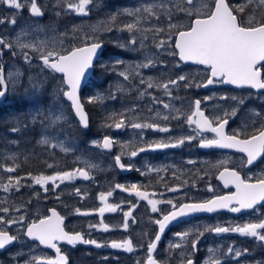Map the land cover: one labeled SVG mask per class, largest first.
Returning <instances> with one entry per match:
<instances>
[{"label":"snow or ice","instance_id":"obj_1","mask_svg":"<svg viewBox=\"0 0 264 264\" xmlns=\"http://www.w3.org/2000/svg\"><path fill=\"white\" fill-rule=\"evenodd\" d=\"M9 7L15 9H22L28 7L29 14L34 17H41L44 15L41 6L38 5L37 0H3ZM94 4V0H55L54 7L59 9L56 11V15L59 16L61 12H74L77 15L87 16L89 14L90 6ZM147 14L143 16L142 14ZM175 13H182L184 16L190 19V23L187 25H181L173 23L175 19ZM126 14L131 17H135L133 23H128L123 26L121 30L126 29L128 32L133 33L134 30L140 32L141 37L139 40L141 48H143L144 40L147 39L146 32H152L153 37L157 34L165 32L164 28L153 26L151 29H140L138 27L141 19H148L150 16L160 19L161 14L167 17V32L168 40L161 39L155 46L157 49L164 48L173 36H175V49L178 50V55L181 61L189 62L193 61L200 65L208 66L211 71L206 81L202 84H196V87H207L214 83H227L236 86H250L253 89L264 90V72L261 70V62H264V0H243L242 3L232 5L228 0H212L211 5L204 2V0H171L165 2L160 0L159 3L146 4L142 7L135 9L125 8L122 11H118L111 15V22H115L118 15ZM247 17V19H245ZM4 19H0V24L4 23ZM13 25L16 23L15 17L9 21ZM101 30V26H92L91 31L93 35L87 33L83 36L82 46L71 45L68 48H53L45 51L47 44L41 42L38 47L36 44H26L21 41L23 31L18 35L15 41H7L3 37H0V56L3 55L4 50L12 52L13 56L18 53L13 49H20V54L23 56L26 64H31L32 57L24 49H32L38 51V59L42 62L43 69L51 70L54 73L63 74L62 84H58L55 89L57 96L66 97L71 102V107L79 118V122L83 127L88 126L87 115L84 111V106L79 96V89L81 87L82 77H84L86 70L93 66L94 58L97 57L98 51L103 49V41L99 39L95 33ZM104 30L111 31V27H104ZM78 31L77 28L73 29V33ZM61 37L66 39L67 33H61ZM73 35V39H75ZM137 43L136 35H133L128 44L119 45L120 47H131V50H136L135 45ZM63 45V39L60 41ZM147 63H139L136 65H128L125 71L120 72L119 75L125 80H128L133 72H136L140 68H148L154 66L155 59L146 56ZM117 64H123V61H117ZM139 74L138 72L136 73ZM20 75L19 72L9 71L7 77L5 76V69L3 64H0V97L6 95L7 83ZM183 81L186 87H192L193 85L188 82V78L184 75L178 76L176 79H168L166 82H153L151 78L145 81L143 78L140 80L141 84L147 83L148 88L158 87L162 88L166 94L171 96V89L179 85ZM122 90V89H121ZM146 92H141L143 96ZM100 97H89L88 102L92 103ZM114 98V97H113ZM207 99V98H205ZM221 99H229L224 96ZM233 101H236L238 105L243 106L245 100L243 98L231 97ZM154 102L163 103V101L157 100L153 97ZM201 101L199 99L194 101V110L191 115L187 116L189 125L195 124L198 131L209 130L215 133V137L212 139H206L201 137L200 146L205 148H228L237 149L246 154L245 160L241 163L243 166H254L258 161L264 160V124H261L259 129H256L252 134H243L244 138H241L242 133L234 131L232 135H229L225 131V126L228 123L227 118L216 116L210 119L205 115L204 111L200 108ZM164 108H169V104H164ZM129 112L135 111V109L126 110ZM180 112L179 109H176ZM237 109H233L231 113H224V117L229 115L236 116ZM159 115V113H157ZM252 115L261 117L260 112L252 110ZM195 117V119H193ZM173 119H179V116L172 117ZM164 120H168V116L163 117ZM65 121V116L62 110H57L55 107L51 109L45 119V123L52 127ZM131 126L134 129L151 128L160 131H168L167 128H160L155 123H132L131 120L126 121L125 114H120L119 122L114 124L116 129H121L126 126ZM12 132L19 131L18 128L13 127ZM196 139L195 136L182 137L174 144H168L163 142H156L154 144H147L146 147H139L136 150L130 152L131 157H135L139 152L146 150L164 149L168 147H176L186 141H192ZM42 144H49L48 137H44L40 140ZM116 143L112 138L105 136L102 142L93 141L94 146L102 147L103 149H111L113 144ZM61 150L67 152L62 143L58 145ZM127 145H122L121 155L129 154L126 149ZM121 155L115 157V163L119 165L121 169L126 167L121 163ZM189 163H193L189 161ZM223 166L226 161L218 162ZM0 167H4L0 165ZM52 167V165H48ZM131 168L132 165H127ZM5 171L12 173L15 171V167H6ZM153 171V169H149ZM158 171V170H156ZM144 173H142L143 175ZM31 175V174H29ZM77 175L88 179L89 172L84 169L74 170L72 172H56L53 175H38L33 177L34 183L37 185H48L51 182L53 185L56 181H70ZM219 178L224 181L225 185L233 184L236 187V192L230 195L215 196L213 199L205 200L203 202H191L181 203L176 205L172 200L166 201L171 205L172 210L167 214H162V218L155 220L154 223L158 225L159 232L156 234L155 239L147 246L148 256L146 264H158L153 258L152 253L157 248L158 242L161 240V234L165 232L166 227L173 221H177L179 218L197 213V212H214L218 209H230L232 212H240L244 209H253L254 206L264 201V175L257 178L255 182L242 179L240 173L235 170H230L228 167H224V170L220 172ZM20 187V178H13L9 176L6 184H0L5 192L12 188L17 190ZM116 189H123L125 192H134L137 197H141L148 201L152 207L153 212H157V204L159 201L149 199V193L140 191L139 186L133 184L129 187H125L121 184L115 185ZM169 191H177L178 188H170ZM211 191V187H209ZM47 191V188H45ZM79 193V189H77ZM112 192L104 194L101 193V201H106L107 197H110ZM155 195V193H152ZM235 202L236 206L230 207ZM136 205H131L134 208ZM119 205H112L105 203L104 207L98 209L101 216L105 212H116ZM10 209L8 207L0 208V213L7 214ZM14 211L19 212V208H15ZM80 212L79 209L76 210ZM51 215L41 217L28 223L24 216H19L18 219L5 218V215H0V249H5L6 246L11 245L14 241L19 239L18 235H12L7 230V226L13 224H20L26 227L24 235L30 239L39 241L41 245H47L48 247L56 250L55 258L44 257H32L25 264H68V257L64 255L60 248L57 246V242L65 241L67 244L75 246L77 243H83L85 245H95L96 247L110 246L113 249H123L128 252H132L133 244L131 239L124 241H111L110 245H102L96 240L85 239L82 233H68L64 230L63 220L64 217L60 216L55 209L50 210ZM87 215L88 213H83ZM124 222L122 227L127 230L129 227V218L132 217V212H124ZM132 222L135 223V219L132 218ZM89 227H93L89 225ZM105 231L108 230L107 224L102 225ZM214 233H228L236 232L241 235L253 237L259 242L264 243V220H260L257 223H246L243 226L236 227H210L205 229ZM190 231L179 232L175 235L180 238L181 242H185L190 235ZM204 233L197 230V240ZM197 240H193L191 247L193 252L196 250ZM181 244L169 245V248H179ZM210 252L214 250H209ZM247 249H236L234 246H229L228 254L235 257H240L242 254H246ZM139 264V262H138ZM187 264H193L192 259H187ZM208 264H221L219 260L209 261ZM257 264H264V261H258Z\"/></svg>","mask_w":264,"mask_h":264},{"label":"trees","instance_id":"obj_2","mask_svg":"<svg viewBox=\"0 0 264 264\" xmlns=\"http://www.w3.org/2000/svg\"><path fill=\"white\" fill-rule=\"evenodd\" d=\"M152 1L156 0H94V8H91L84 24L78 22L77 18L73 19L72 16L64 15L63 12H61L59 16L54 12L53 14H49L48 18H43L44 21L52 25L77 28L82 32H85L84 30L87 28L85 24L88 26L91 23L99 21L100 25L103 24L102 27L107 26L112 28L111 31L105 30L106 32L104 31V33H99L97 35L105 44V48L101 60H99L94 67L91 81L81 93V101L88 115L87 129H83L80 126L79 122L73 116L69 104L64 102L62 95L61 100L66 108V114L64 115L65 121L55 127L45 123L46 116L53 107V101L48 100L52 98V95L55 93L56 86L62 84V78L53 74L48 69L45 73L51 74L52 78L45 83L36 99L29 98L24 94L22 87H17L14 94H11L6 100H3V102L0 101V165L4 166L0 167V183H7L9 176L20 178L19 189L17 190L15 188L10 195V197H12L11 201H13L12 205H16L15 203L30 205V203L34 202L39 203V205L43 203L42 205H45L46 210L50 207H55L68 218L66 224L67 230L71 232H82L87 238L96 240L98 243L102 240L101 236L95 230H92L89 225H91L90 223L92 220L97 218L96 213L98 212L96 211L102 207L103 203L109 201L108 197L106 201H101L100 199L101 193H108L107 181L111 179L118 181L121 176L116 170L107 171L106 167H108V165L110 167L111 165L108 160L110 154L106 153L102 147L94 146L93 141L98 139V142H100V139L107 135L112 136L119 133L114 127V124L119 122L120 114L122 113L125 114L126 121L131 120L132 123H162L164 121L162 120L164 117L163 113L159 112V115H157V113H153L150 109L154 103L153 97L157 100H161V88L155 86L148 88L147 83L141 84L140 80L143 78L147 81L148 78H151L155 82H160L161 79L165 78L167 81L168 79H176L179 74V70L176 69V64L179 63V61L176 58L173 48L175 36L165 44L164 48L157 49L155 46L161 39L168 40L167 17L161 14L159 20L154 16H150L148 19H141L138 25L140 29H151L153 26L165 29L164 33L157 34L155 38L152 32L149 31L145 33L147 39L144 40L145 46L143 48L148 53L159 54V59L157 60L158 67L150 71L143 68H140V70L137 69L136 72L130 75L128 80H125L119 75L120 72L126 69H122L123 64L116 63L118 60L126 64V62L140 59V53H137V46L140 44L139 40L141 34L135 30L133 33L128 32L126 29L121 30L124 25L133 23L136 19L135 17L121 14L117 16L115 22H111L110 17L112 14L122 11L125 8L135 9L152 3ZM208 1L210 4L212 3V0ZM165 2H169L170 4L171 1L165 0ZM228 2L235 5L242 3L243 0H228ZM45 4L48 5L49 2L47 3L45 1ZM54 9L56 11L59 10L56 7ZM142 15L146 16L147 14L145 13ZM245 19H247V17H245ZM172 22L187 25L190 23V19L175 13V19ZM133 35L137 37V43L134 46L136 50H131V47L119 46L128 44ZM78 39L81 40L82 38ZM81 44H83V40L77 42L75 46H80ZM170 53L172 54L171 57ZM162 62L165 63L166 70L160 67ZM168 63H171L173 68L169 69ZM187 67L190 68L191 66ZM33 68L34 67H31L30 70ZM137 72L139 73L138 75L136 74ZM159 76L162 78H157ZM196 80L197 79L189 80V83L193 85L192 87H186L185 83L181 81L175 89L171 90L172 96L177 99L174 104L175 109L178 107H182L183 110L189 109V104L191 106L195 100L199 99L201 88L195 86L197 84ZM226 90L229 91V89ZM221 91L223 93L226 92L224 89ZM141 92H146L147 94L141 96ZM89 97L100 98L89 103ZM250 106L257 107L260 112L264 109L263 105L256 101H252ZM129 109H135V111H126ZM244 113L242 117H245L246 112ZM172 115L175 117L177 114ZM167 123L171 125L176 132L182 129L178 119L169 118ZM261 124H263V121L256 123V126L259 127ZM126 126L128 125L126 124ZM13 127L18 128L19 131L12 132L11 129ZM250 131L251 130H248V132H244L243 134H248ZM145 132L146 137L155 136L156 133L147 129ZM243 134L242 136H244ZM44 136H51L54 139H65L67 144L66 148L69 150L65 152L59 149L55 144L54 146H50L49 144L40 143V140L44 138ZM142 138L144 137L142 136ZM141 144H143L141 138L139 140L137 139L127 144L128 147L126 151L131 152ZM121 146L120 144L114 143L113 153L116 154L121 152ZM194 147L195 146L190 144L189 146H184L180 150L171 148V150H168L170 154L173 155L171 159L159 158L158 156L162 157V154H158L157 150H153L156 155L154 158L150 159L149 162L154 163L157 161L163 164L168 163L172 166L175 165L176 167L183 166L188 158H194ZM195 149L199 151L197 148ZM199 152L202 153V151ZM166 153L168 154L167 151ZM167 154L166 158L168 156ZM80 158H88L93 164L98 165V168L91 173L94 178L92 183L86 184L84 182L86 185L85 189L82 186L76 187L75 183H66L62 188H58L57 191H51L49 189L46 193H42L38 186H32L33 177L41 174L53 175L56 172H69ZM48 165H52V167H48ZM204 166L207 168V172L211 174L207 175V172H205L198 183H205L206 179L215 176L216 172L212 170L211 162H205L203 165H200L196 171L190 172L194 181L196 180V175L203 174L205 171ZM6 167H15V171L9 173L4 170ZM181 175H183V173ZM205 176L206 178L204 179ZM150 181L152 184L149 188L156 190V188L153 187L155 183V181H153V176L150 177ZM176 182L182 185H185L186 182L188 185L192 183L190 178L185 176H182V179L179 178ZM77 189H79V193H77ZM109 199L112 200V197ZM122 201L124 202L123 197ZM12 205L10 204L11 208ZM77 209H79L80 212L74 214ZM83 213L88 214L84 215ZM31 216L35 218V213L33 211ZM31 216L26 215V218L29 219ZM150 229L151 231L149 232L147 244L152 240L155 234V223L151 224ZM247 241L249 242H245L244 247L247 248L248 252L251 253L253 257L260 255L263 258V247L257 243L254 244L251 240ZM146 246L143 252L147 250ZM103 249L105 248L90 246L77 247L76 249L67 248L66 250L70 258V264H138V262L139 264H143V259L138 260L128 254H119L114 251H105ZM9 252L10 251H5L0 253V264H25L26 261L23 258L17 255L12 256ZM246 261L248 262V260Z\"/></svg>","mask_w":264,"mask_h":264},{"label":"rangeland","instance_id":"obj_3","mask_svg":"<svg viewBox=\"0 0 264 264\" xmlns=\"http://www.w3.org/2000/svg\"><path fill=\"white\" fill-rule=\"evenodd\" d=\"M45 1L49 4L46 5ZM171 1V0H169ZM21 2H24V0H21ZM160 1H152V3H159ZM205 3L210 4L208 0H204ZM149 3V4H152ZM55 0H39L38 5L41 6L42 11L44 12V15L41 18L33 17L29 13L27 14V11L29 10L28 7H24L22 9H12V13L10 14L8 20L6 23L0 24V36L3 37L7 41H15L16 37L21 34L23 31V35L21 36V41L26 44H36L38 47L40 46V43L43 41L47 44V48L45 51L56 48L59 49L61 47L68 48L71 45H77V42H81L83 39L79 40L78 38H83V36L87 33L88 35H93L91 28L92 26H101V30L95 35H98L99 33H104V27L103 24L100 25L99 22L91 23L87 26L85 24V27H87L82 32L78 29V31L73 33V29L71 27H63L59 25H52L50 23H47L46 21L42 20L43 18H48L49 14H53L56 12L54 9ZM95 3L90 6L89 13L91 8H94ZM0 7H2V0H0ZM66 16H72V18H77L78 22L81 24H84L86 22L87 16L83 15H77L74 12H63ZM5 14L4 8L0 9V19H4L2 15ZM179 15H182L184 18L185 16L182 13H178ZM15 17L16 23L13 25L9 21L11 18ZM61 33H67V38L64 39L61 37ZM73 35H75V39H73ZM63 39V45L60 44V41ZM138 52L139 60H134L132 62H126L123 63L122 69H126L128 65H136L139 63H147V60L145 59L146 56L152 57L155 59L154 66H150L148 68H143L147 71H150L154 68H157V60L159 59V54L155 53H148L145 51L144 48H141L140 44H138ZM174 48V47H173ZM18 54L16 56L12 55V52L9 50H4L3 55L0 56V64H3L5 69V76L7 77V73L9 71L12 72H19L20 75L16 76V78L12 81H8L7 83V92L6 95L3 97H0V101L3 102V100H6L11 94L15 93V89L17 87H22V90L26 96L29 98L36 99L37 96L40 94L41 89L45 85L47 81L51 80V74L45 73L47 72V69H43L42 62L38 59L39 52L34 51L32 49H24V51H27L28 54L32 57L31 64H26L24 62L23 56L20 54V49H13ZM165 50V49H164ZM165 53V52H164ZM176 58H177V53ZM172 54L170 53V57ZM178 60V59H177ZM179 61V60H178ZM161 68L165 69V63L162 62L160 64ZM168 68H173V65L168 63ZM31 67H34L32 70H30ZM176 69L179 70L178 76L184 75L188 78V82L191 79H197V84H202L208 75L206 74V70L202 67H199L198 65H191L190 68L187 67V64H182L180 61L176 64ZM140 70V69H138ZM52 72V71H51ZM208 72V70H207ZM43 73V74H42ZM164 74V73H163ZM163 76V75H162ZM177 76V77H178ZM157 78H162L161 76ZM153 81V79H152ZM195 81V82H196ZM155 83V81H153ZM160 82H166L165 79H161ZM176 87H173L172 89H175ZM200 88V87H199ZM171 89V90H172ZM225 90L226 93H223L221 90ZM219 86L218 88L213 89H204L201 87V94L199 95V99L201 101L202 108L208 113V117L210 119L219 116L222 118H227L229 120V125L227 131L229 133H233L234 131L243 132L244 129L252 128L253 122L257 121L259 118L256 116H252L253 119H251L252 111L250 103L252 101H256L259 103H262V97H259V99H255L253 97V94L251 93H236L235 91L229 90L227 91L226 88H223ZM227 96L229 99H221V97ZM231 97H237L238 99L243 98L245 100V103L243 106L238 105L236 101H233ZM207 98V99H205ZM52 100V106L55 107L58 111L62 110L64 115L66 114V108L64 104L62 103L61 96H57L56 93L52 95V98H50L48 101ZM160 100V99H159ZM163 103H156L154 102L153 105L150 107L153 113H159L162 112L163 116H168L170 119L173 117L172 114H177L176 116H179L178 122L181 123L182 129L178 132L173 130L171 125H169L167 122L168 120H164L162 123L158 124L160 128H167L168 131H160L156 129H134L131 126H125L124 128L117 129L119 133H116V135H112L113 141L116 142V144L120 145H127L131 142L139 140L141 138V141L143 144H141L139 147H146L147 144H154L156 142H163L168 144H174L176 141L182 137L187 136H195L196 139H193L192 141H186L183 144H180L176 147H168L164 149H156L157 151H163V155H165L166 158V151L171 150V148L175 150H180L184 146H189L192 144L194 147L193 155L194 158H188L183 166L176 167L175 165L172 166L168 163L160 164L159 162L150 163V157L147 155V153L139 152L137 156L131 157L130 152L129 154L121 155V152L119 153H112V161L111 165L107 168V171H121L118 167V165L115 163V157L117 155H121V163L126 165V169L128 173H130V176H125L124 179L120 178L118 181H114L113 179L108 180L107 184V190L108 192L111 191L112 200L108 197V204L112 205H119L120 207L117 209L116 212H105L103 216H101L98 212H96L97 218L92 220L90 223L93 227H91L92 230H95L100 236H101V243H105L106 245H110L111 241H124L131 239L134 252L136 254L132 253V257L138 260L143 259V264H145V260L147 257L146 251L143 252L145 246L147 245L148 239H149V232L151 231V224L154 223L155 220H158L159 217L163 214L164 211H167L171 209V205L167 204L166 201L172 200L176 205H179L183 202H196V201H205L209 200L214 196L223 194L225 191L222 190V187L220 186L219 182L216 181L215 177L206 179V182H199L198 181L203 177L204 173L207 172V168L204 166L205 171L203 174H198L195 177V181L193 180L192 176L190 175V172L196 171V169L203 165L205 162H211L212 164V170L215 172H218L221 168L224 167H231L237 169L244 177L245 180L255 181L257 178H260L262 175H264V160L257 165L254 168L246 169L245 166L242 165V161L245 160L242 158L241 155H235L229 152H218L217 153H209V152H199L195 148H197L198 142L201 141V137L208 139V136L200 133L195 124L189 125L187 121V116L191 115V112L194 110V103L190 106L189 109L183 110L182 107H178L177 109L180 110V112H177L174 104L177 101L175 97L169 96L165 93V91L161 88V100ZM8 102V101H7ZM264 103V102H263ZM164 104H169V108H164ZM53 107L51 109H53ZM233 109H237V115L236 116H227L224 117V113H231ZM166 111V112H165ZM246 112L245 117L243 116V113ZM245 114V113H244ZM162 116V117H163ZM194 119V117H193ZM254 120V121H252ZM129 129V130H128ZM146 129L152 130L155 133V136L146 137ZM142 136L144 138H142ZM45 137V136H44ZM50 143V146L63 144L65 147L67 146L65 139H54L51 136H47ZM98 142V139L96 140ZM59 147V146H58ZM137 147V148H139ZM101 148V147H100ZM136 148V149H137ZM59 149H61L59 147ZM135 149V150H136ZM122 151V148H121ZM168 155V154H167ZM125 156V157H123ZM189 161H192L193 163H189ZM220 161H226V163L221 166L218 162ZM131 164L132 167L128 168L127 165ZM98 168V165H95L92 163V161L88 158H80L75 163L73 169L69 172H72L74 170L84 169L85 171L89 172V178L85 179L79 175H77L73 180L70 181H56V184L53 185L51 182H49L48 185H37L34 183L32 186H38L39 190L42 191V193H46L49 189L51 191H54L59 188H62L66 183L69 184H76V187L82 186L84 189L86 188V184H90L93 181V176L91 173ZM149 169H153V171H149ZM158 170V171H156ZM137 173L139 175L138 178H134L131 176V174ZM142 173H144L142 175ZM183 173V175H181ZM164 174L171 175V178L174 179H182V176L188 177L191 180V185H188L187 182L185 185L177 184L176 181L172 184V186H164L162 190H153L149 189L146 190V187H148L151 183L150 177L154 176L162 177ZM210 172H207V175H210ZM216 174V173H215ZM135 175V174H134ZM206 176L204 177V179ZM86 180V181H85ZM85 182V183H84ZM0 184H6V182L0 183ZM121 184L125 187H129L133 184H136L139 186L140 191L148 192L149 199L159 201L160 203L157 204L158 211L153 212L151 205L148 203L147 200L137 197L134 192H125L123 189H116L115 185ZM209 187H211V191L209 190ZM45 188H47V191H45ZM170 188H178L177 191H169ZM15 190L10 189L9 191L5 192L2 188H0V208L8 207L10 209L9 213L4 214L0 213V215H5V218H14L18 219L19 216H24L26 222L30 223L33 220L39 219L41 217L48 215V210L45 209V205H39V203H30V205H26L24 203H15L16 205H12L13 201H11L12 197H10L11 193ZM62 190V189H61ZM152 193H155V195H152ZM122 197L124 198V202L122 201ZM115 198V199H114ZM128 200H130L131 203H128ZM134 200V204L132 202ZM137 202V203H136ZM12 205V208L10 206ZM131 205H136L134 208L131 207ZM105 206V203H103L102 207ZM15 208H19L20 211L16 212L14 211ZM262 208V207H261ZM261 208H258L255 212L248 213L243 216L235 217L231 214L227 213H218L216 215L210 216V217H200V218H194L191 220H188L186 222L180 223L179 228L175 231H172V236L167 239L165 242V253L173 252L176 247L169 248V245H176L181 244L182 246L178 248L177 256L179 258H182L184 256H191L195 254L196 256L201 257L203 260L201 261V264H208L209 261H216L219 260L221 264H254V262L249 261V257H253V255L249 252L246 254H242L240 257H235L233 255L228 254V248L229 246H234L236 249L241 250L243 252L244 249H247L244 247V244L242 241L249 242L247 240H251L254 244L257 243L264 249V243L259 242L257 239L253 237H248L245 235H241L240 233L236 232H228V233H214L211 231H206L205 229L210 227H236V226H243L246 223H249L250 219L257 216H264V210L261 214ZM167 209V210H166ZM131 210L132 217L129 218V227L127 230H125L122 225L124 222V212H128ZM32 211L35 213V218L31 216ZM62 214V212H61ZM74 214H77V211H75ZM261 214V215H260ZM26 215H30L31 217L29 219L26 218ZM63 215V214H62ZM65 217V216H64ZM67 218V217H66ZM132 218L135 219V223L132 222ZM66 222L68 220L66 219ZM103 224H107L109 226L108 230L105 231L102 227ZM7 230L11 233H14V235H18L19 239L16 241V245L13 246L9 252L10 255H17L20 258H23L25 261H29L32 257H49L51 256L47 251H44L40 249V247L36 243H32L26 239L24 236V230L25 226L20 224H13L7 226ZM197 230L199 232H203L204 234L199 237L197 240ZM190 231V235L187 238L185 242H181L180 238H178L175 234L179 232H185ZM153 233V232H152ZM193 240H197L196 244V250L193 252L191 243ZM105 251H114L115 253L121 254L119 250H114L110 246H104ZM214 250L210 252L209 250ZM128 252V251H126ZM146 253V254H145ZM248 260V262H246ZM203 262V263H202ZM257 264V263H255Z\"/></svg>","mask_w":264,"mask_h":264},{"label":"flooded vegetation","instance_id":"obj_4","mask_svg":"<svg viewBox=\"0 0 264 264\" xmlns=\"http://www.w3.org/2000/svg\"><path fill=\"white\" fill-rule=\"evenodd\" d=\"M37 2L39 3V0H37ZM4 8V12H5V14H3L2 16L3 17H5L4 18V20H5V22L4 23H6L7 22V20H8V18H9V16H10V14L12 13V7H9L6 3H4L3 2V0H2V7H0V9H3ZM23 11H27V14L29 13V10H24L23 9ZM42 17V16H41ZM41 17H37V18H41ZM43 20V19H42ZM1 37V36H0ZM261 69H262V71L264 72V64L261 66ZM205 75H210V73H209V71L207 72V70H206V74ZM207 76V77H208ZM207 79V78H206ZM206 81V80H205ZM204 81V82H205ZM219 86H221L222 88H227V89H229V90H232V91H235L236 93L238 92V93H240V92H242V93H244V94H246L247 92L248 93H252L253 94V97H255V99L257 100V99H259V97H262V103H259V104H262L263 105V107H264V91H255V90H253V89H246V88H242V89H235V88H232V87H225L222 83H217V85H216V87L215 88H218ZM226 93V92H225ZM8 106V105H7ZM252 110H255L256 112H260L258 109H257V107H252ZM262 115H261V117H258L259 119L257 120V121H254V120H252V121H254L253 122V127L252 128H247V129H244L243 130V132H242V134L244 133V132H248V130H251L248 134H252L256 129H259L260 127H261V125L259 126V127H257L256 126V123H259V122H261V121H263V124H264V109H263V111L262 112H260ZM251 119H253V118H251ZM234 133V132H233ZM233 133H231V134H233ZM207 136H208V139H212V138H214L215 137V135H213V134H207ZM241 138H244V136H241ZM168 152V156H167V158H164L165 156H163V153H165V152H163V151H157V153L159 154V153H161L162 154V157L161 156H158L159 158H162V159H171V158H173V155H171L170 154V151H167ZM147 155L150 157V159H152V158H154L155 157V151H153V150H148L147 152ZM213 153H217L218 154V152H216V151H213ZM110 155L108 156V160H109V162L111 163V161H112V158H113V156H112V153H109ZM232 154H235V153H232ZM235 155H241V154H235ZM242 156V158H244L245 159V157L243 156V155H241ZM263 160H261V161H258V163L255 165V166H253V167H251V168H254V167H256L257 165H259L261 162H262ZM160 164H163V163H160ZM246 168V167H245ZM247 169V168H246ZM218 172H219V170H218ZM218 172H216V174H215V176L217 175V173ZM120 176H121V178L122 179H124V177H125V175H128V171L126 170L124 173L123 172H121L120 171ZM135 174V178H137V177H139V175L137 174V173H134ZM129 176V175H128ZM214 176V177H215ZM178 179H172L171 178V175H167V174H164L162 177H159V176H157V177H155L154 178V176H153V181H155V183L153 184V187H155L156 188V190L157 191H159V190H162V188H164V186H172V184L174 183V181H177ZM151 184H152V182L150 183V185L147 187V188H149L150 186H151ZM134 200H132V202H133ZM131 203V202H130ZM137 203V202H136ZM262 207V208H261ZM258 208H261V214H262V212H263V210H264V205L263 206H258V207H256L255 209H254V211H252V212H255ZM260 214V215H261ZM244 215H246V214H244ZM241 216H243V215H241ZM210 217V216H209ZM197 218H200V217H197ZM260 220H264V216H257V217H253L252 219H250V220H248V221H250L249 223H257V222H259ZM186 222V221H185ZM181 223H183V222H181ZM180 224V223H179ZM179 224H177V225H175V226H173L170 230H169V232L166 234V237H165V239L163 240V242L161 243V245L159 246V248H158V250L156 251V253H155V258H156V260H157V262L159 263V264H186L187 263V259H192L193 260V264H201V261L203 260L201 257H199V256H196L195 254H193V255H191V256H184V257H182V258H179L178 256H177V251H178V248L177 249H175L173 252H168V253H165V252H163L164 251V248H165V242L167 241V239L168 238H170L171 236H172V231H175V230H177L178 228H179ZM154 237V236H153ZM153 239V238H152ZM242 243L244 244L245 243V241H242ZM136 249V248H135ZM119 250H121V252H122V249H119ZM137 250V249H136ZM258 250V249H257ZM251 251H253V250H251ZM263 253H264V249H263V251H262ZM122 253H125V252H122ZM250 258V262L252 261V262H254V264L255 263H257L258 261H264V256H263V258L260 256V255H258L257 257L255 256V257H249ZM247 262V261H246ZM203 263V262H202Z\"/></svg>","mask_w":264,"mask_h":264},{"label":"water","instance_id":"obj_5","mask_svg":"<svg viewBox=\"0 0 264 264\" xmlns=\"http://www.w3.org/2000/svg\"><path fill=\"white\" fill-rule=\"evenodd\" d=\"M174 49H175V40H174ZM175 51H176V53H177V58H178V60L181 62V63H183V64H188V65H198L199 67H202V68H206V69H210L208 66H206V65H200V64H198V63H196V62H193V61H189V62H183V61H181L180 60V58H179V55H178V50H176L175 49ZM101 52H102V50H100V51H98V54H97V57L96 58H94V62H93V66H94V64L99 60V58H100V56H101ZM264 62H261V64H263ZM93 66L90 68V69H88V70H86V72H85V75H84V77H82V81H81V87L88 81V79L92 76V74H93ZM210 71H211V69H210ZM57 75H59V76H62L63 77V74H59V73H56ZM225 84V86H227V87H232V88H235V89H242V88H246V87H249V88H251L250 86H236V85H231V84H227V83H224ZM81 87H80V89H79V96H80V90H81ZM214 87V84H212V85H208L207 87H203V88H205V89H207V88H213ZM251 89H253V88H251ZM253 90H255V91H259V90H257V89H253ZM260 91H264V90H260ZM67 99V98H66ZM70 102V101H69ZM71 103V102H70ZM73 110V109H72ZM203 111V110H202ZM74 112V111H73ZM205 113V112H204ZM75 114V113H74ZM206 115V114H205ZM75 116H76V114H75ZM207 116V115H206ZM76 118L79 120V118L76 116ZM227 127H228V123L226 124V126H225V131H226V133H227ZM201 133H206V132H208V133H212L211 131H209V130H204V131H200ZM213 134H215V133H213ZM228 134V133H227ZM229 135H232V134H229ZM198 148L200 149V150H202V151H212V150H218V151H230V152H234V153H237V154H242L245 158H246V154L245 153H242V152H240L239 150H237V149H228V148H218V147H212V148H205V147H201L200 146V143H199V146H198ZM105 151H107V153H112V148L111 149H104ZM258 163V162H257ZM256 163V164H257ZM255 164V165H256ZM254 165V166H255ZM118 167H119V165H118ZM247 169H249V168H251V167H253V166H245ZM119 169L122 171V172H125L126 171V168H124V169H121L120 167H119ZM230 170H235V171H237V172H239L237 169H235V168H229ZM224 170V168L223 169H221L219 172H218V174H217V176H216V180L220 183V185H221V187H222V189H223V191H225L223 194H220V195H217V196H223V195H230V194H232V193H235L236 192V187H235V185H233V184H228L227 186L225 185V183H224V181L223 180H221L220 178H219V174H220V172L221 171H223ZM240 173V172H239ZM240 176H241V178L243 179V176H242V174L240 173ZM250 182H255V181H250ZM215 197V196H214ZM214 197H212L211 199H213ZM210 200V199H209ZM183 203H191V202H183ZM196 203H198V202H196ZM258 205H264V201H260V202H258L255 206H254V208L253 209H244V210H241L240 212H232V211H230V209H218V210H216V211H214V212H211V213H209V212H197V213H193V214H190V215H187V216H184V217H181V218H179L177 221H173L172 223H170L167 227H166V229H165V232L163 233V234H161V240L158 242V244H157V248L154 250V252L152 253V255H153V258L155 259V257H154V255H155V253H156V251L158 250V248H159V246L161 245V243L163 242V240L165 239V236H166V234H167V232L170 230V228L173 226V225H175V224H177V223H179V222H182V221H186V220H188V219H191V218H194V217H197V216H212V215H214V214H217V213H221V212H224V213H228V214H231V215H233V216H239V215H242V214H244V213H247V212H249V211H253L254 209H255V207L256 206H258ZM232 206H236L235 205V202H233V204L232 205H230V207H232ZM51 209H55L56 210V212L60 215V216H62V217H64L60 212H59V210L57 209V208H54V207H51V208H49L48 209V215H51V212H50V210ZM172 209H170L169 211H171ZM168 211V212H169ZM165 214H167V213H165ZM47 215V216H48ZM162 218V217H161ZM160 218V219H161ZM65 222H66V219H65V217H64V220H63V227H64V230L66 231V232H68L67 230H66V228H65ZM157 226V229H156V233H155V236H156V234L159 232V227H158V225H156ZM25 231H26V228H25ZM68 233H72V232H68ZM79 233H81V232H79ZM11 234V233H10ZM25 236V235H24ZM155 236H154V238H153V240L155 239ZM26 237V236H25ZM26 239H28L29 241H31V242H35V243H37L42 249H44V250H48V251H50V252H52L53 254H54V257H52V258H55V256H56V250L55 249H52V248H50V247H48L47 245H41L40 243H39V241H36V240H33V239H30V238H28V237H26ZM152 240V241H153ZM151 241V242H152ZM16 244V241H14L11 245H9V246H6V248L5 249H0V252H4V251H6V250H8V249H11L14 245ZM57 244H59V245H66V246H71V247H74V246H72V245H69V244H67V242H65V241H59V242H57ZM77 244H79V245H83V246H87V245H85V244H83V243H77ZM90 245V244H89ZM58 246V245H57ZM59 247V246H58ZM60 248V247H59ZM61 250V249H60ZM62 252V251H61ZM64 255H66L64 252H62ZM67 256V255H66ZM68 257V256H67ZM156 260V259H155ZM157 261V260H156ZM70 263V260H69V258H68V264ZM159 264V263H158ZM187 264V263H186Z\"/></svg>","mask_w":264,"mask_h":264},{"label":"bare ground","instance_id":"obj_6","mask_svg":"<svg viewBox=\"0 0 264 264\" xmlns=\"http://www.w3.org/2000/svg\"><path fill=\"white\" fill-rule=\"evenodd\" d=\"M100 5V4H99ZM106 32V31H105ZM106 37V36H105ZM106 39V38H105ZM113 39V38H112ZM175 39V38H174ZM109 44V43H108ZM80 46H82V44L80 45ZM104 48H105V44L103 43V49H102V52H101V56H100V58H99V60H101V58H102V55H103V51H104ZM98 60V61H99ZM97 61V62H98ZM97 62L94 64V66H93V72H94V67L96 66V64H97ZM51 71V70H50ZM53 74H55V75H57L56 73H54V72H52ZM57 76H59V75H57ZM61 78H62V80H63V77L62 76H60ZM93 77V74H92V76L88 79V81L81 87V90H80V99H81V93H82V91L85 89V87L86 86H88V84H89V82L91 81V78ZM167 78V77H166ZM165 79V78H164ZM63 97V96H62ZM63 100H64V102H66L67 104H69V106H70V109H71V112H72V114H73V116L75 117V119L79 122V120L76 118V116H75V114H74V112H73V110H72V107H71V103L66 99V97H63ZM82 102V101H81ZM258 103V102H257ZM83 104V103H82ZM84 106V105H83ZM200 108H201V110H203L204 112H205V114L208 116V113L202 108V106L200 105ZM251 111H252V107H251V109H250ZM84 111H85V108H84ZM85 113H86V111H85ZM86 115H87V113H86ZM252 114H251V118H252ZM254 117V116H253ZM87 121H88V115H87ZM79 124H80V122H79ZM39 126H41V125H39ZM80 126L83 128V129H87L88 128V126L85 128V127H83L81 124H80ZM24 137V136H23ZM107 137H110V138H112L111 136H109V135H107ZM104 138V137H103ZM103 138H101L100 139V142H102L103 141ZM21 146V145H20ZM103 149V148H102ZM104 150V149H103ZM105 151V150H104ZM106 153H107V151H105ZM114 152V144H113V147H112V153ZM2 154V153H1ZM22 161V160H21ZM250 169V168H249ZM243 176V175H242ZM243 179H244V177H243ZM196 202H203V201H196ZM258 206H263V205H258ZM258 206H256V207H258ZM255 207V208H256ZM221 213H223V212H221ZM218 214V213H217ZM214 215H216V214H214ZM213 216V215H212ZM239 216H241V215H239ZM197 217H209V216H197ZM197 217H194V218H197ZM235 217H238V216H235ZM194 218H191V219H194ZM182 222H185V221H182ZM179 223H181V222H179ZM179 223H177V224H179ZM177 224H175V225H177ZM175 225H173V226H175ZM172 226V227H173ZM171 227V228H172ZM170 228V229H171ZM169 232V231H168ZM167 232V233H168ZM166 237V236H165ZM154 238V237H153ZM153 240V239H152ZM246 242V241H245ZM148 246V245H147ZM147 246H146V248H147ZM146 253H147V250H146Z\"/></svg>","mask_w":264,"mask_h":264}]
</instances>
